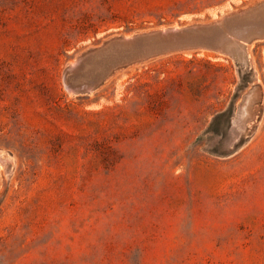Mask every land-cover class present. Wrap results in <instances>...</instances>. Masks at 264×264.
<instances>
[{"label": "rangeland", "instance_id": "374dc122", "mask_svg": "<svg viewBox=\"0 0 264 264\" xmlns=\"http://www.w3.org/2000/svg\"><path fill=\"white\" fill-rule=\"evenodd\" d=\"M260 1L0 0V264H264V41L62 82L112 36Z\"/></svg>", "mask_w": 264, "mask_h": 264}, {"label": "water", "instance_id": "95a60500", "mask_svg": "<svg viewBox=\"0 0 264 264\" xmlns=\"http://www.w3.org/2000/svg\"><path fill=\"white\" fill-rule=\"evenodd\" d=\"M257 41H264V0L223 9L210 18L184 25L112 36L68 66L62 82L69 93L87 96L121 70L176 53L208 51L245 63L248 47ZM255 93L247 104L259 98L258 89ZM252 118L248 107L240 109L241 126ZM5 163L0 155V167Z\"/></svg>", "mask_w": 264, "mask_h": 264}]
</instances>
